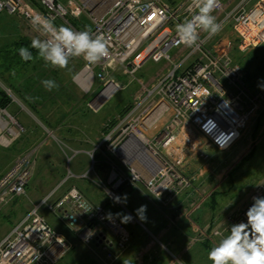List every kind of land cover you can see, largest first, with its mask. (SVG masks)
Here are the masks:
<instances>
[{"label":"built area","instance_id":"built-area-1","mask_svg":"<svg viewBox=\"0 0 264 264\" xmlns=\"http://www.w3.org/2000/svg\"><path fill=\"white\" fill-rule=\"evenodd\" d=\"M228 1L218 0L212 13H224L217 19L222 30L211 38L201 31L198 46L189 48L180 42L176 25L196 13L192 0H0V16L21 18L35 38L44 37L32 27L30 17L40 13L57 26H70L76 31L90 26L93 35H103L109 41L110 55L95 65L83 59V68L75 77L84 90L96 91L91 103L95 108L123 88L112 76L115 70L122 69L124 74L135 77L148 59L174 63L171 70L145 88V94L120 115L94 148L107 167L106 175L97 178L98 186L131 220L123 222L124 216L91 200L76 185L57 197L62 185L75 176L69 171L65 180L34 204L0 240V264H55L71 249V240L49 222L42 209L58 215L81 242L98 243L112 257L105 235V230L109 231L117 250L123 252L131 242L130 223H140L145 228L122 201L114 202L123 185L141 183L155 199L166 202L190 184L186 171L189 153L204 157L196 134L206 139L207 146L220 150L237 142L250 120L264 108V86L255 92L247 88L246 71L235 61L232 51L235 46L241 51L264 46V0L252 5V0H239L225 12ZM228 24L236 35L235 41L222 38ZM171 51L178 52L177 60ZM3 88L18 100L10 88ZM169 112L170 118L165 119ZM92 157L95 163L94 154ZM32 175L30 155L18 158L3 175L0 215L12 198L26 193ZM253 197H264V187L254 190L251 206Z\"/></svg>","mask_w":264,"mask_h":264},{"label":"rangeland","instance_id":"rangeland-1","mask_svg":"<svg viewBox=\"0 0 264 264\" xmlns=\"http://www.w3.org/2000/svg\"><path fill=\"white\" fill-rule=\"evenodd\" d=\"M0 19L5 20L0 21V44L14 40L17 34L15 26L17 29L22 26L23 35L30 39L34 38L25 32L26 28L21 18L2 15ZM82 21L91 25L86 17H82ZM8 23L12 26H7ZM171 55L174 60L178 59L177 51H171ZM233 57L237 63H242L241 52L233 51ZM173 64L166 59L160 61L148 59L135 73V77L137 80L140 79L141 83L135 77L124 74L122 69L115 70L112 76L121 83L123 88L109 101L95 108L91 103L96 96V91L84 90L75 80L84 65L82 57L70 59L71 72L67 69L52 68L42 59L34 58L27 70L29 78L26 81L34 84L30 87L33 89L34 97L39 98L37 102H34L39 111L35 113V123L23 113L17 117L12 115L11 112L14 111L12 107L9 110L0 108V120L7 121L5 126L0 125V146L9 147L15 141H19V146L12 151L14 158L16 157L17 160L24 155H30L33 159V175L26 187V193L12 198L2 209L0 239L36 201L42 199L64 177L69 166L75 169L77 165L79 170L90 169L91 173L95 170L102 176L106 175L107 167L100 162L98 152L94 151L95 146L112 127V123L118 120L122 111L142 97L145 94V88L152 86L167 70H171ZM242 64L244 68L245 65ZM253 78L251 88L255 89L253 91L255 92L259 87L264 86V79ZM45 79L55 80L59 87L51 91L46 90L42 84ZM15 81L18 84V80ZM3 84L10 88L9 85ZM10 90L14 92H12L14 96L16 90L13 88ZM20 104L31 113L25 103ZM44 118L49 122L44 121ZM28 125H30L29 129L26 127ZM189 128L188 125L187 129ZM196 135L201 145L199 151L204 153V157L189 153L190 164L187 175L191 180L183 190L188 201L184 205L186 209L182 220H185L187 214L186 217L190 221L200 222V225L210 224V229L223 223H246V212L251 207L252 193L256 188L264 187V108L256 113L237 142L227 150L207 146L206 139L199 134ZM80 148H83V153L76 156V151ZM92 154H94L95 163H93ZM71 185H74L73 180L63 187L66 189ZM85 185L91 189V185L83 181V186ZM179 194L177 193L166 202H161L148 192L145 185L139 183L124 187L119 196L123 202L126 195L127 201L123 203L135 212L142 205L146 206L144 215L147 212L148 215L153 211L161 212L165 208L173 211L180 204L177 196ZM51 200L54 201L53 198ZM103 201L108 202L105 199ZM156 213L154 217H159L158 212ZM60 227L56 229L71 240L72 247L55 264H130V261L133 262L132 264H137L134 257H123L121 255L123 252L118 250H113V256L109 257L108 251L102 245L85 244L63 224Z\"/></svg>","mask_w":264,"mask_h":264},{"label":"crops","instance_id":"crops-1","mask_svg":"<svg viewBox=\"0 0 264 264\" xmlns=\"http://www.w3.org/2000/svg\"><path fill=\"white\" fill-rule=\"evenodd\" d=\"M238 1L239 0H229L225 4V12L229 11ZM255 1L257 0H252L249 3V5H252ZM223 14L215 15L216 19H219L220 17H222ZM1 20H4V19H0V21ZM23 24L26 28L25 32L27 34H30V36H32L31 31L27 29L24 22ZM7 26H12V25L8 23ZM14 28L16 30L15 33H17L15 34L16 36L14 38L16 39L18 35L23 34V28L22 26H20L18 29L16 26ZM221 35L223 39H232L234 41L236 40V35L229 24L226 25V28ZM233 51L241 52V57H242L241 62L244 63L245 65L244 68L246 71V85L250 91H254L255 89L253 90V88H251L252 87L251 83L254 80L253 77H259L260 78L259 80L264 79L263 78L264 77V46L251 48L247 51H241L235 46ZM233 51H232V54H233ZM242 67H243V64H242ZM30 85L33 86L34 84L30 83V84L25 85L26 86V89H25L22 82L19 85L17 84L16 89L15 88L14 89L16 90L15 95L18 100L12 99L13 101L5 109L9 110L10 107H12V110H14L12 112L10 111L12 115H15L17 117L18 115L21 116V114L23 113L31 121H33V123H35L36 114L31 109V107H29L26 104V101L30 103L37 102L39 98L34 97L35 94L32 92L33 89H31ZM0 86L2 88L6 87L2 82H0ZM20 103H25L26 106L30 109L31 113L26 111L25 108L21 106ZM170 114L171 113L169 112L165 116V119H169ZM26 127H28L29 129L30 125ZM76 152H77L76 156H78L79 154H82L83 148L77 149ZM195 154H191V155L193 156ZM189 164H190V159L188 155V164L186 167L187 172H188ZM77 169H78L77 165L75 166V169L69 166L67 170L68 172L64 175L63 178H61L50 189V191L47 192L46 195H48V193H50L57 185H59V183L65 180L69 171H72L75 174V176L68 179L62 185V187L60 188V191H58L57 193V197L62 194L61 192H64L68 188L67 187L65 189V187L63 186L69 181L73 180L74 185L78 186L91 200H94L97 203H102L106 205L110 211L112 209L111 211L112 213L120 214L119 216L123 217L124 213L122 211V208L114 205L113 202L109 201L107 196L104 194L103 190L97 184V178L99 176H102V174L97 173L95 170H94V173H91L90 169L85 170V171H83V168H81L80 170L79 169L77 170ZM82 173L83 174L88 173V174L86 177H80L79 175H81ZM83 181L87 182V184H90L91 187L90 186L89 187L91 189L86 187L87 185L83 186ZM75 182H78V183L80 182V183L76 184ZM177 196H178V200L180 204L173 211H171V209L169 208H165V210H162L161 212L153 211L149 213L148 215H147L148 213L147 212L145 214L146 219L144 220H141L139 216L137 215V213L131 210L135 214V216L138 218V220L143 223L145 228L140 223H130L129 229L131 232V242L128 248L124 250L123 253L121 254L123 257L124 256L129 257V258L134 257V259H136L137 261V264H212V262L207 259L208 251L213 245L218 243V241L222 239L223 236L228 234V229H230V227L234 225V223H227V224L223 223L221 224L222 226L218 224L217 226H214L213 229H210L211 228L210 224L200 225L201 224L200 222L197 223V221L196 222L190 221V219L186 217L187 214L185 215V220H182L183 212L186 209L184 208V205L187 203L188 197L185 191H183L182 193L180 192V194ZM42 199L36 201L34 204H37ZM103 199H105L108 202L103 201ZM29 210H27L19 218V220L22 217H24V215ZM156 212H158L159 217H154V214H157ZM42 213L47 217L49 222L55 228L56 227L61 228L60 226L62 225V222L58 215L51 213L47 209H42ZM17 222H15V224ZM15 224H13L12 227ZM216 230L220 231V233L215 234ZM105 235L107 239L110 241V250L116 251L117 247H116V243L113 238V235L109 231H105Z\"/></svg>","mask_w":264,"mask_h":264},{"label":"clouds","instance_id":"clouds-1","mask_svg":"<svg viewBox=\"0 0 264 264\" xmlns=\"http://www.w3.org/2000/svg\"><path fill=\"white\" fill-rule=\"evenodd\" d=\"M217 5L218 0H192L196 13L176 25L181 43L189 48L198 46L201 31L211 38L222 30V25L212 14ZM30 23L44 37L31 40V48L37 52L35 58L42 59L52 68L71 72L69 62L74 57H82L88 64L95 65L110 55L109 41L103 35H93L90 26L76 31L70 26H57L52 19L40 13L32 15ZM18 52L23 61L34 60L29 48L22 46ZM42 84L48 91L59 87L53 79H45ZM126 201L125 195L123 202ZM253 201L246 212V223L232 225L228 234L208 251L207 259L212 264H264V197H253ZM114 202L120 203L121 198L117 196ZM136 212L141 220L146 219V206L142 205ZM108 218L111 219V213ZM130 220V215H124L123 222Z\"/></svg>","mask_w":264,"mask_h":264},{"label":"trees","instance_id":"trees-1","mask_svg":"<svg viewBox=\"0 0 264 264\" xmlns=\"http://www.w3.org/2000/svg\"><path fill=\"white\" fill-rule=\"evenodd\" d=\"M74 22L82 28L80 21L75 20ZM31 40L32 39H30V37H27V36L21 34L16 39L12 40L11 42H8V43L3 44V45L0 44V80L3 83L9 85L10 88L16 89L17 84H16L15 80H18V82H17L18 85L21 84V82L23 85L31 83L30 81H26V80L29 78V76H27V75H29V73H27V70L29 69L31 62H33V61H28V62L23 61L20 58L19 52H18L20 47H22V46L27 47L33 53V56L35 58L37 56V52L35 49L31 48ZM24 88L26 89V86H24ZM12 101H13L12 97L7 93V91L4 88H2L0 86V108H4V109L7 108ZM26 104L29 107H31V109L36 114H37V112H39L37 110V107H35L36 105L34 102L30 103V102L26 101ZM128 109H129V106L126 107L122 111L121 115L125 114ZM44 121L49 122L45 118H44ZM116 122H117V120L114 121L111 126H113ZM18 143H19V141H15L9 147L0 146V179L13 166V163L15 162L16 157L14 158L12 151H14V149H16L17 146H19ZM99 157H100V162L104 163V161H102L103 157L98 153V158ZM126 186H128V185H126V184L123 185L119 189V193ZM132 263L133 262L130 261V264H132ZM117 264H123V263H117Z\"/></svg>","mask_w":264,"mask_h":264},{"label":"bare ground","instance_id":"bare-ground-1","mask_svg":"<svg viewBox=\"0 0 264 264\" xmlns=\"http://www.w3.org/2000/svg\"><path fill=\"white\" fill-rule=\"evenodd\" d=\"M0 115H1V114H0ZM2 117H3V116H2ZM6 122H7V121H6ZM6 122L0 120V125H1V126H5V125L7 124ZM11 230H12V229H11ZM11 230H10V231H11ZM10 231H9L8 233H10ZM8 233H7V234H8Z\"/></svg>","mask_w":264,"mask_h":264}]
</instances>
